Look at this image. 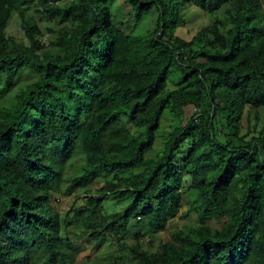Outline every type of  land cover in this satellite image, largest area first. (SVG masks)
<instances>
[{
    "label": "trees",
    "instance_id": "obj_1",
    "mask_svg": "<svg viewBox=\"0 0 264 264\" xmlns=\"http://www.w3.org/2000/svg\"><path fill=\"white\" fill-rule=\"evenodd\" d=\"M117 1L0 0V264H264V0H121L127 22ZM190 7L222 10V31L177 36ZM99 177L97 198L52 206ZM107 238L120 255L79 258Z\"/></svg>",
    "mask_w": 264,
    "mask_h": 264
},
{
    "label": "rangeland",
    "instance_id": "obj_2",
    "mask_svg": "<svg viewBox=\"0 0 264 264\" xmlns=\"http://www.w3.org/2000/svg\"><path fill=\"white\" fill-rule=\"evenodd\" d=\"M65 1H71V0H65ZM120 4H121V0H118L113 6H111L112 15L116 17L118 16L117 18L122 22H127L129 16L125 13V11H123L122 8L116 7V5H118L119 7ZM29 15L31 16L32 20L34 19L37 23H39L40 28L44 31L48 23L45 21L38 22L39 21L38 18L40 16L33 14V12H29ZM223 15L224 14L222 10H220L216 14L208 15L200 11L198 8L190 7L187 11V16L190 18V22L187 26L178 28L176 30V35L179 36L180 38H183L184 40L190 41L191 38L195 35V33L202 27L204 28L210 27L211 29H213V26H216V30L222 31L221 29L222 24L219 23V21L217 20L223 21ZM149 17L150 16L144 17V20L136 28V33L143 31L148 26L150 28L152 27L151 23L153 22L154 17H150V18ZM205 32L208 35L210 34L208 29H206ZM6 35L12 36L17 40L24 41L26 39L24 36V32L21 29V22L17 14L12 15V18L6 29ZM209 36H211V34ZM48 40H49V36L46 33L45 37L42 39V42L46 43ZM172 83H173L172 80L169 79V81L167 82V88L173 89L174 85ZM184 112H185L184 120L182 123L185 124V120L191 116L193 112V108L186 107L184 109ZM260 116L262 121L264 122V109L260 110ZM161 121H162L161 127L158 133L156 134V140L154 142L153 150L149 152V155H154L161 152L162 148L160 142L163 141L165 134L170 129V126L175 123L173 117H171L167 111L164 113ZM103 187H104V180L102 177H99L93 183H91L90 186H88L87 188L77 189L74 192L70 193L69 195L63 192L55 193L53 194L52 206L56 211L60 212L61 214H65L67 211L69 212L73 206L84 203L89 196L95 198L100 196L99 190L102 189ZM186 200L187 197L185 196V201ZM185 203L183 205V208L179 212V215H181V213L183 212H186L187 207ZM103 205L105 207L106 213H112L122 208V205L116 206L115 201H110V200L109 201L104 200ZM179 215L172 221V223L169 226H167V229L165 231L153 235L152 237L143 236L141 238V242L143 243L144 247L148 250H155L158 248L161 242L170 239L171 231L175 229H182L184 226L195 224L194 215L190 214L185 218L179 217ZM80 244L85 249L80 253L79 258L88 257L90 259H93L96 258L97 256L98 257L105 255L118 256L121 254V251H119L118 243L112 238H107L101 245L98 246L96 250H93L92 246L86 244L85 241H82Z\"/></svg>",
    "mask_w": 264,
    "mask_h": 264
}]
</instances>
